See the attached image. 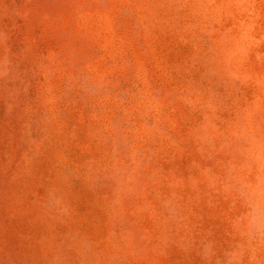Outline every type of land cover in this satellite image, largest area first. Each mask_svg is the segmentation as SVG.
I'll return each mask as SVG.
<instances>
[{"label": "rangeland", "instance_id": "1", "mask_svg": "<svg viewBox=\"0 0 264 264\" xmlns=\"http://www.w3.org/2000/svg\"><path fill=\"white\" fill-rule=\"evenodd\" d=\"M0 264H264V0H0Z\"/></svg>", "mask_w": 264, "mask_h": 264}]
</instances>
